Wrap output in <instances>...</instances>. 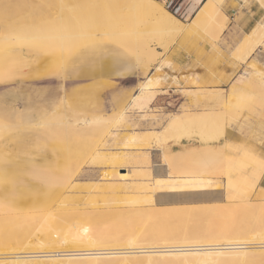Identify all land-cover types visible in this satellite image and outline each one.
Here are the masks:
<instances>
[{
	"label": "rangeland",
	"instance_id": "rangeland-1",
	"mask_svg": "<svg viewBox=\"0 0 264 264\" xmlns=\"http://www.w3.org/2000/svg\"><path fill=\"white\" fill-rule=\"evenodd\" d=\"M78 1L80 2V0ZM78 1L0 0V32L2 28H5V30H35L41 33H48L52 27H55L58 31V24L61 21L60 17H63V19L70 18L69 21L66 20L67 24H69L68 27L70 26L68 28L69 34H74L75 31L79 30V32H76L78 36L81 33L82 37L85 36V33L89 35V32L95 31L96 26L94 25L98 24L93 18L89 19L95 0H86L85 2L81 0L83 2H80V4ZM177 1H183L188 11L185 18H180L171 13L163 6L161 0H158L159 4L171 15L175 16L182 24H187L206 0ZM214 4L217 5L216 3L211 5ZM251 4L259 8V11L252 17V26L243 30V22L248 18L245 12L248 11L251 15ZM217 6L220 8L219 13L224 12L223 14L228 15V23H226L225 29L216 42H211L208 37H202L197 29L186 36L160 34V27L154 21L146 23L147 25L133 24L127 30L129 31L127 34L135 30L144 31L146 28V30H152V37L149 40V43H151L149 44V51L150 48H154L152 52L155 51L157 57L154 54L153 59L152 55H150L151 51L149 52V58L144 62V64L150 66L147 72L150 73L147 75L156 76V74L165 73L170 75L166 81L162 82L160 86L162 90L158 89V91L155 89V93L159 95H157L150 106L144 108H133L124 111L125 106L136 92L137 83L144 78V67L140 65L139 62L141 60H139L138 55L142 53L141 50H139L140 53L138 52L140 46L144 48V42L142 44L144 35L141 32L137 33L138 44L140 45L136 44L138 47L137 51L134 50V47L127 45L128 42L135 38L131 39L130 35L132 33L128 34L130 38L127 36L131 41L125 38L126 45L124 47L123 44L120 46L116 41L118 39L117 36H119L117 35L119 34L118 32L122 31L119 27L123 29L126 26V22L121 18L115 19L116 21L113 25L111 21L108 22V25H104L109 27L110 23V27L113 26L108 28L110 32L115 28V31H112L114 34L105 32L108 33L107 35L110 38L106 36L107 38L105 39V36L102 37L98 35V31H95L97 32V37H101L100 39H93L88 41L87 44H81L71 54L68 61L59 64L46 54L51 45V42L48 41L50 44L47 42L48 48H45L46 40H43L45 45L41 41L43 43L42 47L40 46L41 44L31 45L29 43L28 45H23L25 43L18 44L17 42V45L15 43L6 50H0V54L7 56V59L0 63V79H6L4 83L0 80V107L3 109L6 107L7 95L15 94L13 105L16 109L15 113L18 116L17 120L19 123L18 130H14V133H6L7 136L12 137L8 144L14 141L13 143H15L18 150L12 152H8L7 149L0 151V197L12 207H24V209L20 210L17 217L9 219L7 224L9 233L14 239L10 241L11 243L16 238H19L20 235L29 237L32 231L35 232L34 228L42 218H52L53 215L58 213L69 214L74 211L86 214L93 211L119 212L122 210L123 204L114 202L119 198L132 197L140 199L151 195V197L156 199L155 204L139 203L135 207V212L181 205L193 207L227 203L225 178H205L202 174L203 165L189 158H186L181 166L174 163L178 167L180 166L175 169H181L182 172H186L187 175L183 180L168 179L164 182L163 179L159 178L158 181L160 183L156 188L157 191L162 189L163 192L174 193H202L205 191L213 193L218 189L220 194H222L221 196H223V201L211 197L208 201L159 204L160 199L156 198L157 193H154L155 185L153 183L155 175L157 177L164 175L163 170L166 166L158 163L161 153L166 152L173 155L192 154L199 146H203V143L197 138L196 132L193 133L195 136L188 137V131L184 128L174 127L164 131V126L170 120L171 114H181L185 111L197 113L201 110L202 107L198 106L199 102L196 101L201 98L200 91L207 93L217 91L225 94L228 90H234L235 78L246 70L247 66L252 62H256L261 68H264V52L260 50H256L254 54L247 57L240 64H236L232 57V51H234L244 34L249 32L256 24L253 28L255 29L258 23L263 20L264 0H221ZM85 14L88 16V21ZM250 15L248 14V16ZM81 29L88 32H83ZM113 37L117 39L114 40ZM127 40L128 42H126ZM100 44L102 45L101 47ZM0 46H2V43H0ZM47 49L48 51L45 53ZM131 51L132 54L130 53ZM179 65L180 69L176 70L175 66ZM125 71L128 72L125 77L119 78L121 75L118 76V74H122ZM58 76L60 77L58 78ZM188 77H195L197 83H185ZM173 80L180 84L173 83ZM61 85L65 86L66 98L70 102L66 101L67 105L64 103L65 101L63 104L62 100H59L61 98ZM182 87L192 88V92L187 90L182 92L180 91ZM234 92L236 96L233 95L229 99L224 96L223 101L214 106V108H220V111H218L219 114L214 118L212 125L211 134H213V138L209 140L208 144L203 146L210 151L213 158H217L216 155L226 153L223 147L216 144L220 128L231 130L232 125L242 127V130H231L232 134L235 135L236 141H239V143L235 142L236 145L238 144L237 146H242V150L247 147H256L255 149L259 148L264 153V146L262 148L255 141V138L257 140L261 139L259 132L255 135L250 132L240 133L246 129L245 125L251 131H256V126L260 123L263 124L262 128L264 127V122H253L254 117L263 118L264 114L256 106L253 107L251 105V101L256 100L257 98L255 97L261 95L262 92L252 85H249L242 95H239L237 91ZM194 93L196 94L195 96ZM112 95H118L120 100L117 102L113 101L111 99ZM122 111H124V114L120 118ZM83 114L85 116L90 114L101 115L106 120L105 126H103L105 135L93 130L86 133L78 132L75 129L66 134L63 131V127L60 126L61 128L58 127L54 132L46 134L44 139L42 136L40 140H37L34 138L33 133L27 132L26 126L28 125L25 124L27 117L29 119H43L47 116L61 118L66 115V117L74 118ZM4 116L9 118L7 113ZM106 118L109 119L108 122ZM194 129L197 130V128ZM72 135L74 136L72 137ZM132 135L135 136L133 143H135L136 147L133 144L131 147L134 148H123L122 142ZM144 137L147 141L144 140ZM63 139L69 142L67 146L64 144L65 141ZM80 139H82V142ZM70 143H72L73 148L69 146ZM68 146L71 150L68 149ZM96 151H100L98 153L105 160V167L98 165L99 163L95 165V162H99L96 158V161H92L94 159L92 156L95 155L94 157H96ZM146 154L150 161L149 165H139L137 160L139 161ZM128 155H132V157ZM131 161L134 163H131ZM28 162L35 164L33 169L26 168ZM114 162L119 164L112 165ZM65 164H70L72 168L75 167L77 170L76 174L67 184L62 186L55 185V180L58 177L66 175ZM154 166H159L156 167L158 168L157 174L154 172ZM170 169L172 170L171 166ZM105 170L106 173L101 177L102 172ZM147 173L150 175L147 176ZM166 177L181 178V176L177 175ZM240 184L245 187L251 186V177H246L244 182L241 183L236 181L233 184L234 192L232 195H235L236 190L240 188ZM251 190L250 200L254 199L255 192L259 193L262 191L257 190L256 187ZM102 200H104L103 202H108V204L100 203ZM95 202H99L96 203L97 206L93 204ZM30 206H37V212L32 210ZM229 206L231 209L227 207V210H230L228 216L232 218V221H228V219L227 221L229 223L237 222L236 220H239L243 210L235 202ZM32 211L35 212L33 220H31ZM27 212L30 213V216L26 217V219L25 216L21 218ZM227 213L225 212V214ZM116 217H118V214L117 216L115 214V219ZM28 218L30 219L28 220ZM75 221L85 222L83 218H71L60 229L67 230L71 228ZM182 226L189 228L192 223L184 221ZM170 227L172 228V226ZM184 231L186 230L184 229ZM37 237L42 239V235H37ZM190 239L187 238L186 240ZM130 241L138 242V235L126 234L122 243Z\"/></svg>",
	"mask_w": 264,
	"mask_h": 264
},
{
	"label": "bare ground",
	"instance_id": "bare-ground-1",
	"mask_svg": "<svg viewBox=\"0 0 264 264\" xmlns=\"http://www.w3.org/2000/svg\"><path fill=\"white\" fill-rule=\"evenodd\" d=\"M85 1L86 0H84V2ZM220 1L221 0H206L200 10L197 11L187 24H182L175 16L171 15L159 4L158 0L94 1L93 8H91L93 11L91 10L92 14L89 19L93 18V20L98 23L94 25L97 29H95V31L99 32L98 35L102 37L105 36L106 39L109 35L105 32L111 33L115 31V28L113 30L110 29V32L108 31L110 23L109 27L104 25H108L110 21L113 25L116 21L115 19L118 18L126 22V26H124L123 29L119 27L120 30H122H119V34L115 32L119 35L117 36L118 39L113 37L114 40L117 39L116 41L120 46L122 44L123 47L126 45L125 40L130 38L128 34L132 33L130 35L132 37L131 39H133V37L135 38L132 41L128 39L131 42H128V40L126 42H128L127 45L129 47L135 48L130 49L137 51L138 47L136 44L139 43L137 33L141 32L144 35L142 41V44L144 42V48L138 44L140 46L138 52L140 53L139 50L142 52L138 55L139 60H141L139 63L144 67V78L137 83L136 92L131 97L130 102L125 106L124 111L127 109L150 106L157 95H159L155 93V89L162 90L157 84L159 75H147L150 73H147L150 66L144 64L149 58L148 54L150 51L152 58L156 55L155 51L152 52L154 48H150L149 51V44H151L149 40L152 37V30L149 31V29L146 30V28L144 31L135 30L128 34L127 32L129 31L127 30L131 28L133 24L144 25L150 21H154L157 26L160 27V34L186 36L197 29L202 37H208L211 42H216L225 29L226 23H228V15L223 14V11H221L223 13H219L220 8L217 5H219ZM80 2L83 1L80 0ZM80 2L78 1L79 4ZM212 3H216L217 5H211ZM86 17L87 19L84 18L88 21V16L86 15ZM60 19V23L57 21L59 23L58 31L55 27H52L48 33H41L35 30H5V28H2L0 32V43H2L0 50H6L15 43L17 45V42L18 44L25 43L23 45H28L29 43H31V45L41 44L40 46L42 47L44 43L43 40H46V46L44 47L48 48L47 45L50 44V42L52 46L50 45L51 48L49 47V51L47 49L45 53L47 51L48 53L50 52L46 54L59 64L68 61L71 54H73L81 44H87L88 41L99 38L95 31L92 33L89 32V35L85 33L83 37L82 33L79 36L76 33L79 32V30L75 31L77 36L75 33V35L72 33L71 35L68 32L70 26L68 27L69 24H67L66 21H69L70 18H64V20L63 17H60ZM94 26L93 28H95ZM119 26H121V24H119ZM105 27L107 31H105L106 29L104 30ZM43 45H45V43ZM37 46L41 48L39 45ZM101 46L100 44V47ZM257 48H264V18L258 23L255 29L247 33V35L241 39V42L237 44L234 51H232L233 60H235L236 64L243 63V61L251 56ZM130 53L132 54V51ZM4 55L5 54H0V63L7 59V56ZM127 73L128 72L125 71L122 74H118V76L121 75L119 78H123ZM59 77L60 76H58V78ZM0 80L2 83L6 82L5 78ZM234 82V90H228L225 94L217 91H213L212 93L200 91L201 98L196 101L200 103H198V106L202 107L201 110L197 113L185 111L181 114H171L170 120L164 126V131L174 127L184 128L188 131V137L195 136L193 133L196 132L197 138H199L203 146H205L209 143V140L213 138V134H211L212 125L214 118L219 114L218 111H220V108H214V106L220 104L224 96L229 99L231 96L235 95L236 93L234 91L242 95L249 85L257 87L258 90L262 92L261 95L255 97L257 98L256 100L251 101V105L253 107L256 106L257 109H260L262 114H264V68H261L256 62H252L247 66L246 70L235 78ZM174 83L180 84L177 81H174ZM186 83L194 84L197 83V81L193 78H189ZM185 90L192 92V90L187 87H182L180 91L183 92ZM60 92L61 98L59 100H62V103L64 101V103H66L67 93L64 85H61ZM195 95L194 93V96ZM15 97V94L7 95L6 107L4 109L0 107V151H5L6 149L8 152L18 150L15 143H13L14 141L8 144L12 137L6 135V133L19 129L18 116L15 113L16 109L13 105ZM111 99L115 102L120 100L118 95H112ZM124 111L121 112L120 118L123 116ZM6 113L9 115L10 120L4 116ZM26 113L24 114L26 115ZM66 115H62L63 117L61 118H51V116H47L43 119H29V117H27L25 121V124L28 125L26 126L28 129L27 132L30 131L29 133H33L34 138L37 140H40L42 136L44 139L46 134L54 132L58 127L61 128L60 126L63 127V131H65L66 134H69L70 131L74 129L78 132L87 133L93 130L101 135L104 134L103 126H105L104 123H106V120L101 117V115L90 114L85 116L83 114L82 116H76L74 118L66 117ZM108 120L109 119H107V122ZM253 122H264V117H254ZM194 128H197V130ZM101 129L102 131H100ZM231 130H242V127L232 125ZM231 130L220 128L216 144L217 146L223 147L226 153L216 155L217 158H213L208 149L199 146L192 154L182 153L180 155H173L166 152L161 153L159 161V164H163L167 168L169 167L166 171V176H186V172H182L181 169L177 170L175 168H179L186 158H189L203 165L202 174L205 178L218 179L219 177H224L227 203L223 205L211 204L193 207L181 205L178 207L148 209L146 211L135 212V207L139 203L147 202L155 204L156 199L151 197V195L140 199L132 197L119 198L114 201L116 204L119 202L123 204H121L123 207L119 212L93 211L92 213L86 214L74 211L69 214L58 213L53 215L52 218H42L36 224L34 228L35 232L32 231L29 237L20 235L19 238H16V240L11 243L10 241L14 239L9 233L7 224L9 219L17 217L20 210L24 209V207H12V205L10 206L9 203L3 201L0 197V264H264V190L259 193L255 192L256 195L254 194V199L250 200L251 189L257 188L261 174L264 172V159L255 148H246V150H242V146H237L238 144L236 145L235 142L239 143V141H236L235 135L232 134ZM97 132L96 134H98ZM73 136L74 135H72V137ZM63 137L65 139L64 135ZM134 138V135L128 139L126 138L122 142L123 148H134L131 147L133 144L135 146V143H133ZM80 140L82 142V139ZM144 140L147 141L145 137ZM65 142L64 144L67 146L69 142H66L67 144ZM72 143H70L69 146H72ZM63 147L65 146L63 145ZM64 149L67 151L66 148ZM68 149L71 150L70 147ZM98 152L96 151V157H94L95 155L92 156V158H94L92 161L94 162L96 158L99 162H95V165L99 163L98 165L105 166L106 162L100 157V153ZM128 156L132 157V155ZM20 158L22 157L20 156ZM91 162L87 163L90 164ZM134 162L131 161V163ZM137 163L141 166L149 165L150 161L148 155L142 156L139 161L137 160ZM174 163L180 166L178 167ZM117 164L119 163L114 162L112 165ZM34 166L35 164L33 162H28L26 168L33 169ZM64 170L66 175L58 177L55 180V185L62 186L67 184L75 176L77 171L76 168H72L70 164H65ZM149 175L150 174L147 173V176ZM248 176L251 177L252 185L245 187L240 184V188L236 190L235 195H232L234 192L233 184L236 181L240 183L244 182ZM36 198H38V196H36ZM103 201L104 200L100 203L108 204V202ZM234 202L243 210V213L239 217V220H236L237 222L229 223L228 221L232 218L228 216L230 210L228 211L227 207L230 208L229 205L232 203L234 204ZM96 203L99 202L93 204L96 205ZM30 207L37 212V206ZM35 212H33L31 220H33ZM225 212L228 213L225 214ZM24 214L21 218L25 216L26 219V217L30 216L28 212ZM115 214L116 216L118 214L116 219ZM71 218H83L85 222L80 223V221H75L74 224L71 225V228L67 230L60 229L61 226ZM29 219L30 218H28V220ZM184 221H190L192 226L189 228L183 227L182 223ZM169 225L172 226V228ZM184 229L186 231H184ZM126 234H137L138 242L134 243L130 241L128 243H122ZM37 235H42L43 240L38 238ZM187 238L191 239L186 240Z\"/></svg>",
	"mask_w": 264,
	"mask_h": 264
},
{
	"label": "crops",
	"instance_id": "crops-1",
	"mask_svg": "<svg viewBox=\"0 0 264 264\" xmlns=\"http://www.w3.org/2000/svg\"><path fill=\"white\" fill-rule=\"evenodd\" d=\"M255 8V9H254ZM259 11V8H257V7H255V5L254 4H251L250 5V12H251V15H250V13H248V11H246L245 12V15H247V19L243 22V25H242V29L243 30H246V29H248V28H250L252 25V21H253V15H256L257 14V12ZM248 14L250 15V16H248ZM256 26V24L254 25V27ZM254 27H252V29L254 28ZM251 29V30H252ZM251 30L249 31V32H251ZM249 32H247V33H249ZM247 33H245L244 34V36L245 35H247ZM243 36V37H244ZM242 37V38H243ZM241 38V39H242ZM241 39L239 40V42H241ZM238 42V43H239ZM237 43V44H238ZM256 50H260L261 52H264V48H257ZM255 50V51H256ZM255 51L252 53V54H254L255 53ZM251 54V55H252ZM236 63V62H235ZM183 64V63H182ZM175 69L176 70H179L180 69V65L179 66H175ZM205 71H207V70H205ZM204 71V72H205ZM170 75L168 74V73H165V74H161V75H159L158 77L159 78H157V84H158V87L160 88V86L162 85V82L163 81H166L167 80V78L169 77ZM189 78H193V79H196L195 77H188V79ZM187 79V80H188ZM173 81H175V80H173ZM174 83V82H173ZM186 83V82H185ZM189 84V83H188ZM195 84V83H194ZM207 84V83H206ZM231 86V85H230ZM192 89V88H191ZM167 123V122H166ZM262 126H263V124H258L257 126H256V131H251V129L247 126V125H245V130H243V131H241L240 133H242V132H250V133H254V135L255 134H257L258 132H259V134H261L260 136H261V139H259V140H257L256 138H255V141H256V143H257V145H260L262 148H263V146H264V127L262 128ZM256 137V136H255ZM248 148H256V147H247V149ZM246 150V149H245ZM257 150L259 151V153L261 154V157L264 159V153L259 149V148H257ZM159 163V162H158ZM160 165V164H159ZM101 166H103V165H101ZM105 167V166H104ZM156 167H159V166H154V172H155V174H157L156 172H157V169L158 168H156ZM107 168V167H106ZM107 169H109V168H107ZM167 167H164V175H159L158 177H157V175H155V178H154V181H153V183H154V185H155V192L154 193H157L156 194V198H158V199H160V202H159V204H162V203H182V202H185V201H190V202H200V201H208L211 197H214V198H216V199H218V200H221V201H223L224 199H223V196H221L222 194H220V190H216V191H214L213 193H210L209 191H205V192H202V193H195V192H183V193H174V192H163L162 191V189L161 190H158L157 191V186H158V184L160 183L159 181H158V179L160 178V179H163L164 180V182H166L168 179H174V180H177V181H181V180H183V178L185 177V176H181V178H171V177H166V171H167ZM160 171H161V169H160ZM106 173V170L105 171H103L102 172V174H101V177H103L104 176V174ZM159 174H161V173H159ZM190 178V177H189ZM157 181V182H156ZM257 190H264V172L261 174V177H260V179H259V182H258V186H257ZM162 191V192H161Z\"/></svg>",
	"mask_w": 264,
	"mask_h": 264
},
{
	"label": "built area",
	"instance_id": "built-area-1",
	"mask_svg": "<svg viewBox=\"0 0 264 264\" xmlns=\"http://www.w3.org/2000/svg\"><path fill=\"white\" fill-rule=\"evenodd\" d=\"M161 2L167 10L180 18H185V16L188 14L183 1L180 2L177 0H161Z\"/></svg>",
	"mask_w": 264,
	"mask_h": 264
}]
</instances>
